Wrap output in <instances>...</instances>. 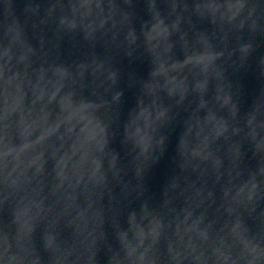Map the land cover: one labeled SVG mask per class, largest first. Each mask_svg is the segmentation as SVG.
<instances>
[{"label": "clouds", "instance_id": "1", "mask_svg": "<svg viewBox=\"0 0 264 264\" xmlns=\"http://www.w3.org/2000/svg\"><path fill=\"white\" fill-rule=\"evenodd\" d=\"M0 264H264V0H0Z\"/></svg>", "mask_w": 264, "mask_h": 264}, {"label": "water", "instance_id": "2", "mask_svg": "<svg viewBox=\"0 0 264 264\" xmlns=\"http://www.w3.org/2000/svg\"><path fill=\"white\" fill-rule=\"evenodd\" d=\"M246 85L250 93L256 88V82L250 77L246 80ZM127 103L128 104L132 103L131 95L127 97ZM173 144H174V138H173ZM170 154H171V149H170ZM168 171H169V160L165 158L161 162L160 166L156 170H154L152 181H151L153 191L159 190V187L163 181V178L167 174Z\"/></svg>", "mask_w": 264, "mask_h": 264}]
</instances>
